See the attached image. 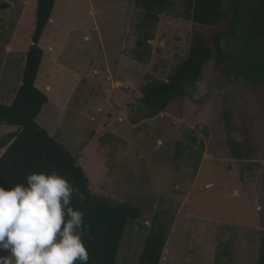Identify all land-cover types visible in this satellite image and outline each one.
<instances>
[{
  "label": "rangeland",
  "instance_id": "rangeland-1",
  "mask_svg": "<svg viewBox=\"0 0 264 264\" xmlns=\"http://www.w3.org/2000/svg\"><path fill=\"white\" fill-rule=\"evenodd\" d=\"M0 2L9 4L0 9V103L9 104L21 84L36 0ZM172 2L159 15L149 57L138 62L132 51L143 12L134 0H56L38 42L35 85L47 101L36 121L82 166L92 193L140 209L125 228L117 264H136L156 209L172 216L159 264H256L264 231V87L230 82L210 61L164 111L145 115L139 102L142 84L167 79L189 47L192 23L181 16V0ZM15 129L1 123L0 136ZM228 137L253 147V156L235 157ZM177 141L180 159L173 158ZM220 241L231 256L217 263Z\"/></svg>",
  "mask_w": 264,
  "mask_h": 264
},
{
  "label": "trees",
  "instance_id": "trees-1",
  "mask_svg": "<svg viewBox=\"0 0 264 264\" xmlns=\"http://www.w3.org/2000/svg\"><path fill=\"white\" fill-rule=\"evenodd\" d=\"M56 0H36L34 28L22 70L21 84L9 104L0 103V124L16 127L0 136V186L26 184L32 172L56 170L78 189L71 206L83 213L88 226L82 240L88 250L87 264H117L120 241L128 223L137 220L140 209L129 201H112L91 192L88 178L70 151L40 126L36 117L47 96L35 85L43 55L39 39L49 22ZM142 9L140 33L133 58L145 62L150 55L149 41L159 15L169 13L172 0H134ZM181 16L191 21L187 53L165 80L150 77L142 84L139 102L145 115L164 111L172 102L186 96L187 86L197 82L205 66L213 61L230 81L243 80L264 87V0H181ZM9 6L0 2V9ZM227 109L223 110L227 132H231ZM244 126V125H243ZM192 141L194 139L191 138ZM232 154L249 159L254 148L227 139ZM183 143L175 142V159L181 158ZM198 161V158L197 160ZM246 167L251 166L246 164ZM251 169V168H250ZM81 195L83 198H81ZM172 216L162 209L153 213L136 264H159ZM218 256H231L226 241H220ZM80 264V262H77ZM256 264H264V231L260 234Z\"/></svg>",
  "mask_w": 264,
  "mask_h": 264
},
{
  "label": "clouds",
  "instance_id": "clouds-1",
  "mask_svg": "<svg viewBox=\"0 0 264 264\" xmlns=\"http://www.w3.org/2000/svg\"><path fill=\"white\" fill-rule=\"evenodd\" d=\"M77 192L54 169L28 174L26 184L0 186V264H87L88 226L71 206Z\"/></svg>",
  "mask_w": 264,
  "mask_h": 264
}]
</instances>
